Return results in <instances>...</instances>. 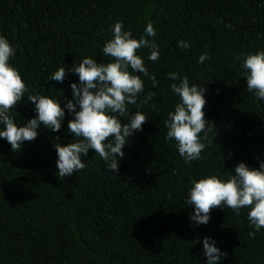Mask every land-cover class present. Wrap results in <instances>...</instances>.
<instances>
[{"label":"trees","instance_id":"obj_1","mask_svg":"<svg viewBox=\"0 0 264 264\" xmlns=\"http://www.w3.org/2000/svg\"><path fill=\"white\" fill-rule=\"evenodd\" d=\"M146 18L160 55L149 60L147 49L136 51L157 84L139 74L146 120L128 138L116 172L90 148L84 168L56 176L53 143L72 138L67 110L61 129L39 127L20 150L0 138V264H205L203 236L225 253L220 264H264V227L249 236L255 230L243 207L238 214L211 207L208 222L196 224L184 200L191 179L264 159V102L246 89L237 59L264 48V0H0V35L15 48L10 62L29 93L56 95L61 106L77 74L66 68L56 81L50 73L84 55L108 61L102 44L110 25L121 20L138 36ZM180 39L188 48L177 47ZM204 51L209 56L197 63ZM173 70L205 88L203 112L213 130L200 159L187 164L175 141L165 140L163 121L177 99L168 87ZM149 91L151 100L140 103ZM12 110L18 124L35 115L26 96Z\"/></svg>","mask_w":264,"mask_h":264},{"label":"clouds","instance_id":"obj_2","mask_svg":"<svg viewBox=\"0 0 264 264\" xmlns=\"http://www.w3.org/2000/svg\"><path fill=\"white\" fill-rule=\"evenodd\" d=\"M230 27V25H226ZM111 37L102 44V52L109 56L108 61L97 62L94 57L84 55L70 65L57 66L48 80L62 81L65 70L77 74V81H69L71 98H65L61 106L58 96L28 92L18 69L10 62L15 56V48L5 35H0V138H4L13 151L20 150L24 141L37 136V129L56 132L61 129L65 110L71 117L66 121L72 138L66 143H53L56 153V176L63 178L85 167L82 155L91 148L104 161L106 169L118 170L123 157V147L129 143L134 130L141 129L146 113L140 110L138 96L144 89L139 74L147 76L153 87L156 77L148 72L143 57L136 51L148 50L147 58L156 60L160 55L159 44L155 39L153 21L146 18L143 33L133 36L131 29L125 28L121 20L110 25ZM189 41L180 39L177 47L188 48ZM209 56L201 52L197 63ZM242 76L246 89L264 102V48L241 53ZM171 78L168 87L177 97L167 111L163 123L166 128L165 140L175 141L180 157L187 164L201 157L205 148L204 140L212 132L205 118V88L201 83L190 82L187 75L173 70L167 73ZM27 93V95H25ZM153 93L145 92L140 103H148ZM23 96L32 102L35 115L18 124L12 115L13 106ZM129 105H135L130 110ZM122 118L126 122L122 123ZM212 124V123H211ZM214 134V133H213ZM258 167H250L244 161L232 166V171L209 172L190 180L184 200L190 204V220L196 224L207 223L211 207L227 206L234 214L243 207L255 235L264 227V159L257 157ZM195 241V240H194ZM205 264H220L225 253L216 245L213 237L199 238Z\"/></svg>","mask_w":264,"mask_h":264}]
</instances>
